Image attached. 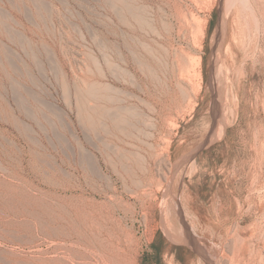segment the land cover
Listing matches in <instances>:
<instances>
[{"label": "rangeland", "instance_id": "1", "mask_svg": "<svg viewBox=\"0 0 264 264\" xmlns=\"http://www.w3.org/2000/svg\"><path fill=\"white\" fill-rule=\"evenodd\" d=\"M262 231L264 0H0L13 264H264Z\"/></svg>", "mask_w": 264, "mask_h": 264}, {"label": "bare ground", "instance_id": "2", "mask_svg": "<svg viewBox=\"0 0 264 264\" xmlns=\"http://www.w3.org/2000/svg\"><path fill=\"white\" fill-rule=\"evenodd\" d=\"M96 87V86H95ZM98 89V88H97ZM94 90V89H93ZM90 92V91H89ZM97 92V91H96ZM98 93V92H97ZM92 94V93H91ZM95 93H93V95H94ZM262 232H264V231H262ZM246 240V239H245ZM244 241V240H243ZM246 243V242H245ZM241 246H242V244H241ZM240 246V247H241ZM243 246H245V245H243ZM249 246V245H248ZM238 247V246H237ZM246 247V246H245ZM247 248V247H246ZM243 249V248H242ZM240 250V249H239ZM244 250V249H243ZM242 250V251H243ZM249 251V250H248ZM257 254H258V252H257ZM236 257V256H235ZM262 258H264V257H262ZM227 259V258H226ZM222 261L224 260V259H221ZM230 260V259H229ZM233 260V259H232ZM19 261H21V260H17V259H15V254L12 252V251H10V250H8V249H5V248H2L1 246H0V264H13V263H15V262H19ZM217 261H219V259H217ZM221 261V262H222ZM227 261V260H226ZM234 261V260H233ZM264 261V260H263ZM224 262V261H223ZM230 262V261H229ZM228 262V263H229ZM233 262H230V264H232ZM261 263V262H260ZM213 264V263H212ZM224 264V263H223ZM234 264V263H233ZM235 264H239V262H235Z\"/></svg>", "mask_w": 264, "mask_h": 264}, {"label": "trees", "instance_id": "3", "mask_svg": "<svg viewBox=\"0 0 264 264\" xmlns=\"http://www.w3.org/2000/svg\"><path fill=\"white\" fill-rule=\"evenodd\" d=\"M154 253H147L145 255V263L149 262V264H162L161 263V254H162V246H158L156 242L151 244Z\"/></svg>", "mask_w": 264, "mask_h": 264}, {"label": "water", "instance_id": "4", "mask_svg": "<svg viewBox=\"0 0 264 264\" xmlns=\"http://www.w3.org/2000/svg\"><path fill=\"white\" fill-rule=\"evenodd\" d=\"M190 239H189V245L195 250V251H197V252H199V253H202L203 255H205V251L203 250V248L199 245V244H197L195 241H194V239H193V237H192V235L190 234Z\"/></svg>", "mask_w": 264, "mask_h": 264}]
</instances>
